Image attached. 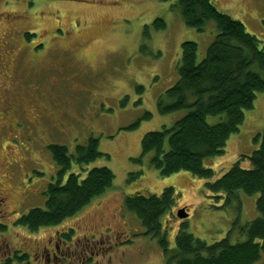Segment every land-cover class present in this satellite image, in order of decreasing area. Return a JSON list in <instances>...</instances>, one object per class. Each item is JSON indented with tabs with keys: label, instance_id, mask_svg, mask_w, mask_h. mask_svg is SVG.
Wrapping results in <instances>:
<instances>
[{
	"label": "rangeland",
	"instance_id": "rangeland-1",
	"mask_svg": "<svg viewBox=\"0 0 264 264\" xmlns=\"http://www.w3.org/2000/svg\"><path fill=\"white\" fill-rule=\"evenodd\" d=\"M210 1L264 42V0ZM176 3L0 0V189L7 197L0 222L8 226L0 234V262L17 251L28 255L29 264H166L157 240L142 235L140 222L123 208L128 195L160 194L166 187L176 195L161 220L170 247L181 229L207 244L237 234L233 243L238 229L259 216L258 194L237 191L224 205V198L205 190L204 180L186 172L162 177L147 158L134 161L145 133L169 127L185 114L157 110V101L177 79L181 44L196 43L200 61L217 33L213 22L201 32L187 27ZM157 19L163 28L156 29ZM207 121L214 124L219 117ZM263 128L264 93H258L224 153L204 160V167L217 179L259 146L255 137ZM89 138L97 139L103 156L72 165L70 172L84 177L91 168L106 167L114 175L112 187L55 227L30 232L15 225L30 209L44 208V191L58 170L48 146L72 153ZM13 159L18 163L5 170ZM181 209L184 219L177 217ZM70 230L68 240L62 232Z\"/></svg>",
	"mask_w": 264,
	"mask_h": 264
},
{
	"label": "trees",
	"instance_id": "trees-1",
	"mask_svg": "<svg viewBox=\"0 0 264 264\" xmlns=\"http://www.w3.org/2000/svg\"><path fill=\"white\" fill-rule=\"evenodd\" d=\"M176 6L187 27L201 32L213 22L217 33L200 61L196 43L181 44L177 79L164 98L157 101V110L160 114L185 110V114L169 127L145 133L140 156L134 161L141 163L147 158L148 166L162 177L186 172L204 180L205 190L215 194L217 200L224 198V205L231 204L237 191L258 194L259 216L238 229L233 243L230 239L237 234L207 244L181 229L170 247L161 220L175 202L173 187L164 188L160 194L128 195L123 208L140 222L142 235L157 240L166 264H257L264 258V128L255 137H260L259 146L251 154L241 155L217 179L203 162L224 153L227 140L243 123L244 111L252 109L258 93H264V42L210 0H177ZM154 25L160 29L164 22L157 19ZM207 117H219V121L209 123ZM48 151L58 170L44 191V208H32L17 220L30 232L55 227L75 216L111 188L114 180L106 167L91 168L84 177L70 172L72 165H87L103 156L97 139L89 138L86 144L76 145L72 153L55 144L49 145ZM245 161L247 167L242 165ZM239 235L245 237L244 241H239Z\"/></svg>",
	"mask_w": 264,
	"mask_h": 264
},
{
	"label": "flooded vegetation",
	"instance_id": "flooded-vegetation-1",
	"mask_svg": "<svg viewBox=\"0 0 264 264\" xmlns=\"http://www.w3.org/2000/svg\"><path fill=\"white\" fill-rule=\"evenodd\" d=\"M7 115H9V116H11V115H13L14 114V110H13V108H10L9 109V112H7L6 113ZM16 122H18V120L17 121H14V123H13V126L15 125V123ZM18 163V161L17 160H15V159H13L10 163H9V165H8V167H6L5 168V170H10L11 168H12V166H14V165H16ZM12 176H13V173H12ZM0 187H2L1 185H0ZM6 196L1 192V189H0V208L2 209V210H4V208H5V206H6ZM181 210H183V209H181ZM1 213H2V211H0ZM0 213V214H1ZM6 216H8L7 214H6ZM21 217V216H20ZM20 217H18L13 223H15V225H17V226H20V225H18L17 224V220L20 218ZM20 227H22V226H20ZM24 228V227H23ZM26 229V228H25ZM6 230H8V226L7 225H5L4 223H1L0 222V234H3V233H5L6 232ZM29 231V230H28ZM62 236H64V237H66L68 240H71V235L69 234V231H65V232H62ZM18 250V249H17ZM98 250V249H97ZM17 251H15L14 252V254L10 257V258H7V259H5L4 261H2V262H0V264H29L28 263V258H27V254L26 253H23V254H17L16 253ZM91 255L92 254H95V255H99L100 254V251H92L91 253H90ZM27 255V256H26ZM101 256H103V254H101Z\"/></svg>",
	"mask_w": 264,
	"mask_h": 264
},
{
	"label": "water",
	"instance_id": "water-1",
	"mask_svg": "<svg viewBox=\"0 0 264 264\" xmlns=\"http://www.w3.org/2000/svg\"><path fill=\"white\" fill-rule=\"evenodd\" d=\"M177 217H178L179 219H184V218L187 217V214L184 212V210H178V212H177Z\"/></svg>",
	"mask_w": 264,
	"mask_h": 264
}]
</instances>
